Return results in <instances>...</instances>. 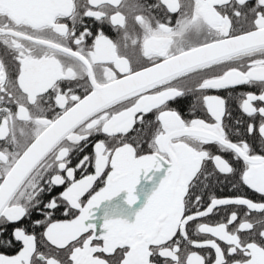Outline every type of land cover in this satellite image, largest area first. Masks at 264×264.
Segmentation results:
<instances>
[{
  "label": "snow or ice",
  "instance_id": "snow-or-ice-1",
  "mask_svg": "<svg viewBox=\"0 0 264 264\" xmlns=\"http://www.w3.org/2000/svg\"><path fill=\"white\" fill-rule=\"evenodd\" d=\"M0 47V264H264V0H0Z\"/></svg>",
  "mask_w": 264,
  "mask_h": 264
},
{
  "label": "flooded vegetation",
  "instance_id": "flooded-vegetation-1",
  "mask_svg": "<svg viewBox=\"0 0 264 264\" xmlns=\"http://www.w3.org/2000/svg\"><path fill=\"white\" fill-rule=\"evenodd\" d=\"M93 30H95V28ZM105 32L109 36H113L114 37V34L107 27H105ZM4 55H5L4 49L2 47H0V56H4ZM5 58H6L7 61H11V57L10 56H7ZM189 101H190V98L188 100L179 102L177 105H174V107H179V108H181L183 110V109L187 108ZM230 104H231V107L233 108V110L238 113L239 110L236 109L235 102L234 101H231ZM86 151L90 152L91 149L90 148L89 149H86ZM88 171L91 172L92 169L89 168ZM219 179L221 181H223L225 178L223 176H220ZM229 188H230V182L226 181L223 184H218L215 187L214 191L216 192V194L218 196H232V195H236L237 194L236 192L230 191ZM56 191H60V189H56ZM244 191L247 192L249 195H251V193L248 192L247 189H244ZM53 194H55V193H53ZM45 199H47V197H45ZM42 218L43 217L37 216L35 213L33 214V219H42ZM53 219L54 220L55 219H61L62 220V219H66V217L62 216L59 212H57L53 216ZM35 231L37 233H41L43 231V228H37V229H35ZM11 251H14V249H0V252H11Z\"/></svg>",
  "mask_w": 264,
  "mask_h": 264
}]
</instances>
